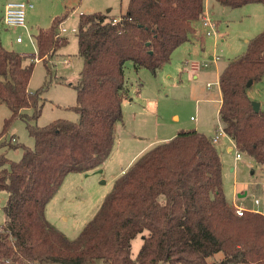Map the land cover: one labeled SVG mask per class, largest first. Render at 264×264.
Returning <instances> with one entry per match:
<instances>
[{
	"label": "trees",
	"instance_id": "16d2710c",
	"mask_svg": "<svg viewBox=\"0 0 264 264\" xmlns=\"http://www.w3.org/2000/svg\"><path fill=\"white\" fill-rule=\"evenodd\" d=\"M231 8L264 0H216ZM204 0H129L120 17L80 14L76 36L84 64L78 81L77 121L45 126L29 121L42 113V90L30 91L35 61L0 45V105L13 121H28L34 147L22 146L18 161L0 154V190L7 193L0 225V264H264V215L239 216L223 189V163L214 142L196 129L181 130L144 154L116 180L93 218L70 239L46 217V206L72 172L101 166L115 143L127 98L126 64L156 73L195 32ZM68 17L57 16L36 35L38 58L69 42L59 34ZM117 19L115 22L114 20ZM264 78V30L220 74L224 131L244 155L264 165V109L256 111L248 83ZM32 108L30 116L24 110ZM12 138V137H11ZM142 246L132 256V242Z\"/></svg>",
	"mask_w": 264,
	"mask_h": 264
},
{
	"label": "rangeland",
	"instance_id": "374dc122",
	"mask_svg": "<svg viewBox=\"0 0 264 264\" xmlns=\"http://www.w3.org/2000/svg\"><path fill=\"white\" fill-rule=\"evenodd\" d=\"M9 1L33 4V7L27 10L26 28L8 26L3 22L4 6ZM127 1L0 0V45L7 50L27 55V63L35 61L29 89L33 92L42 90L41 102L44 105L40 117L31 119L30 123L45 126L57 119L71 121L79 119V114L72 108L77 103V90L73 84L80 77L84 60L78 54V39L72 28L78 27L81 13L107 12L108 9H112L111 15L119 14ZM245 8L228 7L225 13L216 11L214 16L212 15L219 22L217 39L215 36H206L202 25L197 23L199 34L209 41V54L204 53L205 50L202 49L197 53H187L185 61L175 58L169 65L162 66L157 74L148 68L135 71L133 62H127V85L129 95L133 99L127 100L124 105L121 124L125 127L121 125L118 127L116 150L111 157L114 168L111 171L105 169L103 172L102 167L83 173L73 172L71 177L63 181L64 184L62 183L57 191L59 192L57 197L54 196L48 205L49 220L67 237L76 238L92 219L105 197L114 189L115 181L111 180V177L114 169L117 170L120 166L117 158L121 156L123 161L127 160L136 144L157 145L173 131L198 128L204 129L208 137L214 135L221 124L217 113L220 93L216 67L222 68L231 59L244 55L248 50L249 41L264 30V4H251ZM66 14L68 17L62 25L68 29L64 36L68 37L69 42L60 47L57 54L53 53L47 62L39 59L36 41L39 29L49 27L55 17ZM18 36L24 41L18 42ZM210 55H218L220 59L214 62ZM65 58L69 63H65ZM186 61L190 63L189 65L199 64L200 69L196 78L193 77L190 68L186 67ZM204 63H208V67L204 66ZM251 94L253 101H264V78L254 84ZM33 112L32 108L24 110V113L30 116ZM11 114L8 105L1 103L0 132L3 131L5 120ZM27 123L28 121L21 117L13 121L3 138L10 141L11 137L15 136L18 140L12 144L19 146L4 145L0 148V154L18 161L23 154L22 146L34 147V138L29 133ZM232 145L227 136H223L221 141L215 144L223 163V189L230 201L237 196L238 190L248 189L242 200L239 199L237 202L234 200L237 204L245 202V207L252 208L254 197H261L264 201V167L248 156L237 160L235 148L228 150ZM105 178H108L109 182H104ZM6 201L7 193L0 190V225L5 220ZM142 243L141 235L133 240V257L137 256ZM221 259V255H216L210 260L214 264H220ZM94 264L104 263L98 261Z\"/></svg>",
	"mask_w": 264,
	"mask_h": 264
},
{
	"label": "crops",
	"instance_id": "0c3cea01",
	"mask_svg": "<svg viewBox=\"0 0 264 264\" xmlns=\"http://www.w3.org/2000/svg\"><path fill=\"white\" fill-rule=\"evenodd\" d=\"M129 1V0H128ZM128 1H127V3H126V5L124 6V7H122L121 9H120V13L119 14H113V16H115V17H120L121 16V14L125 11V9H126V6H127V4H128ZM251 4H262V3H250V4H246V5H243V6H241V7H238V9L239 8H245V7H248L249 5H251ZM229 8H231V7H229ZM29 9H31V8H29ZM225 9V10H224ZM226 9H228V6H224V5H222V4H220L219 2H217L216 0H204V11H203V14H202V16L203 15H209V16H211L212 18H213V16H214V14H215V12L216 11H223V13H225V11H226ZM246 9V8H245ZM108 10H110L109 12H111V10L112 9H108ZM82 14V13H81ZM213 15V16H212ZM202 16H201V18H199V19H197V20H195V21H193L192 22V25H193V27H194V29H195V32L193 33V34H191V36H190V38H189V40L188 41H186V42H184V43H182L180 46H178L174 51H173V53H172V55H171V60L170 61H172V60H174L175 58H177V59H180V60H182V59H184L186 56H187V53L189 54H192V53H197L200 49H202V50H205V52L204 53H210V48H209V41H206V39L204 38V36L202 35H200L199 33V30H198V28H197V23H200L201 25H202V27H203V29L205 30L204 31V34L206 35V36H215V38L217 39V36H218V34H219V22L217 21V20H215L214 18V20L216 21V23H217V29H216V33L215 34H212V35H208V33H207V30H208V28L203 24V21H202ZM202 21V22H201ZM73 29V28H72ZM24 40H22L21 42H23ZM58 52H56V54H57ZM55 54V55H56ZM54 55V56H55ZM210 58L214 61V62H217L219 59H220V56H215V55H210ZM65 60H67V63H69V60L68 59H64V61ZM186 59H184V61H185ZM170 61L168 62V63H166L165 65H169V63H170ZM66 63V62H65ZM185 64H186V67L188 66V68H190V70L192 71V74H193V77L194 78H196L197 76H198V71H199V69L200 68H198L199 67V65H197V66H193V64L194 63H192V65H189L190 63H188V61H186L185 62ZM228 64V63H227ZM227 64L225 65V66H223L222 68L221 67H219V66H217L216 67V69H217V84H218V91H219V93H220V97H219V100H220V104H219V107H218V109H217V113H218V119L220 120V117H219V109H220V106H221V103H222V92H221V88H220V84H219V78H220V74L222 73V71L224 70V68L227 66ZM208 63H204V66H206V67H208ZM161 69V68H160ZM159 69V70H160ZM134 70L135 71H139L140 69H138V70H136L135 68H134ZM203 71H205L206 73L208 72V70H203ZM156 74H157V72H156ZM168 75H170V73H168ZM126 80H127V78H126ZM256 82H254L253 84H252V86H250L249 87V89H248V94H249V96H250V98L252 99V94H251V90H252V88H253V86H254V84H255ZM127 87H128V85H127ZM30 90V89H29ZM128 97L126 98V99H124V101H123V109H124V105H125V103L127 102V100H132L133 98H131L130 97V95H129V87H128V95H127ZM253 100V99H252ZM260 103H261V109H264V101H260ZM177 118V117H176ZM193 119V118H192ZM121 122H123V120L121 121ZM121 122H119V123H117V125H116V128H115V143H114V146H113V150H112V152H111V154H110V156L107 158V160L101 165V166H99V167H102V170H101V172H103L105 169L106 170H108V171H111L113 168H114V161L113 160H111L112 158V156H113V154H114V151L116 150V141H117V139H116V136H117V131H118V127H119V125H121L123 128L125 127L124 126V124H121ZM220 123H221V121H220ZM222 125V123L220 124V126ZM219 126V127H220ZM219 129V128H218ZM218 129H216V131H215V133H214V135H212V136H210V138L212 139L214 136H215V134H216V132H217V130ZM125 130V129H124ZM198 131H201V132H204V133H206L205 131H204V129H201V128H198ZM178 132H180V131H173V133L172 134H170L168 137H165V138H163L162 140V142H164V141H169L170 139H172L173 137H175L176 135H177V133ZM128 136V134L126 133V137ZM223 136H227L228 137V139L231 141V143H233V145L232 146H230L229 148H228V150H231L232 148H234V146H235V141L230 137V136H228L226 133H224V134H222V135H220L219 136V138H218V140L217 141H215L214 142V144H216V143H218V142H220L221 141V138L223 137ZM12 137H14L15 139H16V141L15 142H17V138L15 137V136H12ZM137 138V137H136ZM138 141V140H137ZM14 142V143H15ZM118 143V142H117ZM161 143V142H160ZM152 143H149V144H136V146L135 145H133V146H135L134 148H133V151L132 152H130V154L127 156V160H125V161H123V159H122V157L120 156V158H117V161H118V159H119V167H118V169L117 170H115L114 169V172H113V174H112V177H111V180H113V181H115L116 182V180L118 179V178H120L133 164H134V162L142 155V154H144L146 151H148L149 149H151L152 147H154L155 145H151ZM157 144H159V143H157ZM245 157H247L246 155H244ZM248 158H250V157H248ZM252 159V158H251ZM257 164H259V163H257ZM261 165V164H260ZM113 166V167H112ZM261 166H263L264 167V165H261ZM98 168V167H97ZM233 170H235V168H233ZM71 175H73V172L72 173H69L66 177H65V179L66 178H68V177H71ZM72 177H74V176H72ZM65 181V180H64ZM104 182H109V179L108 178H105V180H104ZM63 184H64V182H63ZM62 184V185H63ZM59 193V192H58ZM58 193L57 194H55V197H57V195H58ZM248 193V189H241V190H238L237 191V193H236V197L235 198H233V200L232 201H230L229 199H227L228 201H229V203L230 204H232L233 206H235V205H243V206H245V202L244 203H241V204H237L236 202L240 199V200H242L241 198H243V197H245L246 196V194ZM55 197H53L52 199H51V201L47 204V206H46V217H47V219L49 220V217H48V211H49V204L53 201V199L55 198ZM256 198H259L260 199V201H261V204L264 206V201L261 199V197H258V196H256V197H254V199H256ZM234 199H236V202H235V200ZM104 201V200H103ZM101 206V205H100ZM100 206L98 207V209L100 208ZM98 209L95 211V213H94V215L96 214V212L98 211ZM93 215V216H94ZM93 218V217H92ZM5 221V220H4ZM50 221V220H49ZM51 222V221H50ZM4 223V222H3ZM2 223V224H3ZM52 224H54L53 222H51ZM55 225V224H54Z\"/></svg>",
	"mask_w": 264,
	"mask_h": 264
},
{
	"label": "built area",
	"instance_id": "2783aa9c",
	"mask_svg": "<svg viewBox=\"0 0 264 264\" xmlns=\"http://www.w3.org/2000/svg\"><path fill=\"white\" fill-rule=\"evenodd\" d=\"M33 4L30 2H24V1H9L4 6V14H3V22L8 26H21L26 28V14L27 10L29 8H32ZM115 22L117 19L114 20ZM203 24L208 28L207 33L208 35H212L216 33V27L217 23L216 21L209 15H203L202 16ZM73 30L76 32L77 28H73ZM68 31V29L62 25V23L59 25V34L65 35V33ZM23 38L21 36L17 37V41L21 42ZM67 62V60H65ZM199 64L194 63L193 66H197ZM211 86V84H208ZM226 133L224 131L223 125L219 127L217 130L215 136L212 138V141L215 142L218 140L219 136ZM12 142H15L16 139L14 137L11 138ZM236 150V159L240 160L244 157V154L237 149L236 143L234 146ZM235 211L239 216L244 215L246 212H256L264 215V206L261 204V201L259 198L254 199V206L252 208H247L243 205H235Z\"/></svg>",
	"mask_w": 264,
	"mask_h": 264
},
{
	"label": "water",
	"instance_id": "95a60500",
	"mask_svg": "<svg viewBox=\"0 0 264 264\" xmlns=\"http://www.w3.org/2000/svg\"><path fill=\"white\" fill-rule=\"evenodd\" d=\"M109 11H110V10H107V12H109ZM252 84H253V81L250 80L249 83H248V87L252 86ZM253 106H254V109H255L256 111H259V110L261 109V103L258 102V101H253Z\"/></svg>",
	"mask_w": 264,
	"mask_h": 264
}]
</instances>
